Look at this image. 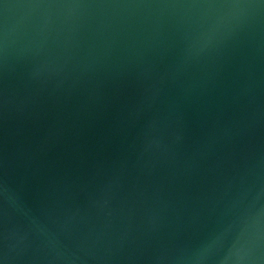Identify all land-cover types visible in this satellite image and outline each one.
<instances>
[{"label": "water", "instance_id": "obj_1", "mask_svg": "<svg viewBox=\"0 0 264 264\" xmlns=\"http://www.w3.org/2000/svg\"><path fill=\"white\" fill-rule=\"evenodd\" d=\"M0 264H264V0H0Z\"/></svg>", "mask_w": 264, "mask_h": 264}]
</instances>
